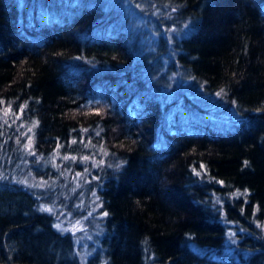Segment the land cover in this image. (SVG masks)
Segmentation results:
<instances>
[{"label": "trees", "instance_id": "obj_1", "mask_svg": "<svg viewBox=\"0 0 264 264\" xmlns=\"http://www.w3.org/2000/svg\"><path fill=\"white\" fill-rule=\"evenodd\" d=\"M118 3L0 0V264H264V0Z\"/></svg>", "mask_w": 264, "mask_h": 264}, {"label": "rangeland", "instance_id": "obj_2", "mask_svg": "<svg viewBox=\"0 0 264 264\" xmlns=\"http://www.w3.org/2000/svg\"><path fill=\"white\" fill-rule=\"evenodd\" d=\"M118 5H117V8L120 7V8H123L125 11L126 14L128 15H131V17L133 19H135V21L132 23L133 25L137 24H141L140 21H142V19H146L147 16L143 14V12L141 11L142 8L140 7L141 5V2L142 0H118ZM152 17L151 19L154 20V17L153 16H150ZM144 19V20H145ZM146 21V20H145ZM147 24H146V30H148V32H150V27L153 28V26L151 25V23H148L150 21H146ZM131 23L128 24V26L132 25ZM151 44L155 45V43H157V36H151Z\"/></svg>", "mask_w": 264, "mask_h": 264}, {"label": "snow or ice", "instance_id": "obj_3", "mask_svg": "<svg viewBox=\"0 0 264 264\" xmlns=\"http://www.w3.org/2000/svg\"><path fill=\"white\" fill-rule=\"evenodd\" d=\"M172 11H176V9L173 8ZM223 92H224V90L221 89L220 92L217 93V95L219 96V95H221ZM22 107H23V106H22ZM85 131H87V130L85 129ZM29 139H31V138H29ZM75 142H76V141H73V143H75ZM25 147L28 148V147H30V145H29V144H26ZM64 159H69V157L65 156ZM72 159H75V157H72ZM83 159H88V157H83ZM245 163H247V162H245ZM200 167H201V169H204V168H205V166H204L203 164H201ZM194 171H195V169H194ZM196 174L199 175L200 173L197 172ZM220 183H223V181H220ZM41 186H43V185H41ZM43 210H46V211H49V212L52 211L51 208H44ZM103 215L106 216V215H108V213H107V212H104ZM77 223H79V221H77ZM55 227L60 228L61 225H60V224H57V225H55ZM232 235H235V234L233 233ZM233 242H235V241H233Z\"/></svg>", "mask_w": 264, "mask_h": 264}]
</instances>
